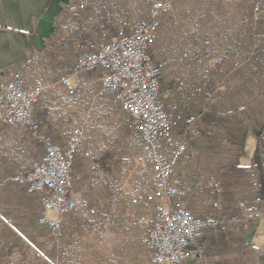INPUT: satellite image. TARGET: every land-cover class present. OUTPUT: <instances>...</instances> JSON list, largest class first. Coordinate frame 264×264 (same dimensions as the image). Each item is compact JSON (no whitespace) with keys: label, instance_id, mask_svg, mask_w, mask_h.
<instances>
[{"label":"crops","instance_id":"0c3cea01","mask_svg":"<svg viewBox=\"0 0 264 264\" xmlns=\"http://www.w3.org/2000/svg\"><path fill=\"white\" fill-rule=\"evenodd\" d=\"M177 1L175 8L183 5H175ZM222 1L232 9L240 0ZM135 2L91 0L81 9L72 0H0V86L14 72H21L27 83L38 79L54 83L33 107L40 132L65 146L76 129L83 130L74 154L69 191L74 209L62 216V239L52 241L48 227L39 222L38 196L9 180L41 159L43 146L26 127L0 124V264L21 263L22 251H38L43 244L47 264H152L143 240L156 222L154 208L152 204L133 203L137 192L127 177L111 175L116 151L123 148L124 158L116 161L115 168L127 171L132 143H127L124 113L116 109L110 95L98 94L104 69L79 73L72 92L60 82L73 70L77 55L89 50L91 44L108 40L119 28L130 30ZM227 15L221 17V23L231 21ZM189 17L187 27L180 23L174 38L165 33L160 36L168 42L160 45L158 62L153 58L149 62L162 69L164 108L187 105V124L179 131L171 129L174 139L182 137L186 145L174 165L171 184L186 190L181 202L194 215L207 202L192 193L197 187L212 193V186L206 185L215 178L214 171L232 179L236 176L242 192L236 195L237 204L252 207L255 193L250 173L248 166L238 165V155L243 135L248 131L256 135L264 125V95L262 100L248 103L241 94V34L231 39L233 43H228L230 33L216 37L202 32L187 39L183 33L188 30L183 29L192 28L193 21L189 20L194 19L191 13ZM101 24L109 29V37L101 36ZM183 52L188 53L184 62L172 58ZM204 77L209 83H202ZM177 78L188 90L178 96L175 93L181 83H174ZM204 104L209 107L201 108ZM209 135L216 143L205 142ZM112 151L116 154L110 155ZM260 217H231L215 229H206L198 240L203 259H186L179 264H264L259 244L252 245L260 234Z\"/></svg>","mask_w":264,"mask_h":264},{"label":"built area","instance_id":"2783aa9c","mask_svg":"<svg viewBox=\"0 0 264 264\" xmlns=\"http://www.w3.org/2000/svg\"><path fill=\"white\" fill-rule=\"evenodd\" d=\"M78 8H85L90 0H72ZM175 0H156L149 6L146 16L136 19L129 31L119 28L110 36L109 29L99 25L102 37L108 40L91 44L87 52L77 55L72 73L60 82L73 91L77 75L96 68L105 71L98 91L100 96L111 95L118 107L129 117L128 129L141 139L142 153L149 172L142 179L147 191H138L133 203L152 204L155 224L143 240L152 264H179L190 259H203V248L198 240L206 229H215L220 220L214 216L195 217L185 208L181 199L186 190L171 184L174 165L186 151L182 137L174 139L171 129L180 121L164 108L161 93L162 69L149 64V50L155 41L161 18ZM254 23L264 19V0H255L252 6ZM255 37L264 41V32ZM261 51L264 53V46ZM188 53L177 57L184 62ZM54 83L38 79L27 83L19 72L0 86V124L26 127L31 136L43 146V156L34 161L30 169L9 177L10 181L24 185L29 193L38 196L41 213L39 222L45 224L51 237L57 241L61 235L62 216L72 209L69 198L72 186V164L83 130L78 128L67 138L65 146L43 135L33 115V106ZM48 212H52L49 216Z\"/></svg>","mask_w":264,"mask_h":264},{"label":"trees","instance_id":"16d2710c","mask_svg":"<svg viewBox=\"0 0 264 264\" xmlns=\"http://www.w3.org/2000/svg\"><path fill=\"white\" fill-rule=\"evenodd\" d=\"M176 1V0H175ZM174 1V2H175ZM192 3L194 2L193 6L191 8H187L186 11L192 14V11L195 15L192 14L194 19L189 20L193 21V27L189 29H183V31H186L183 33L185 36L191 39L192 36L197 35V33H204L208 32L209 34L213 33L214 35L220 36L224 33H230L234 35L228 36L229 40L228 43H233L235 40V37L240 36L241 34V94H247L249 92L254 91L253 89H256V92H260L259 89H262L264 87V80L263 79V66L264 64L262 62V59H264V53L261 51L262 47L264 46V41L260 40L255 37V34L258 32H264V19L260 22L254 23L252 20V6L253 3L249 0H240L235 6L231 8H228L227 2L225 3L222 0H191ZM91 2V0H90ZM121 2V0H119ZM173 2V4H174ZM75 4V3H74ZM172 4V6H173ZM76 6V4H75ZM77 7V6H76ZM172 8V7H171ZM231 9V11H230ZM147 12V11H146ZM184 14V13H182ZM228 14V15H227ZM225 15L229 16L228 18L231 20L229 23H221V17H225ZM190 14L188 15V17ZM190 18V17H189ZM100 23V22H99ZM106 41V40H104ZM103 42V41H100ZM97 42V43H100ZM186 42H190L189 40H186ZM193 42H198L201 44H205V40H195ZM89 44V43H88ZM88 49L84 52H87ZM82 52V53H84ZM158 54V52H157ZM157 55H151L149 54V62L150 59H154V61L157 63L158 60ZM177 58V57H172ZM158 66V65H157ZM160 67V65H159ZM73 69V68H72ZM238 70V69H237ZM235 70V71H237ZM234 71V73H235ZM22 78L24 79V76L21 72H19ZM72 73V70L70 73L62 76L66 77L69 76ZM207 77L203 78L202 83H209ZM174 83H181V86L179 87V92H176L175 95L178 96L179 94H184V92L188 91L187 88H185L182 84L185 83L180 78H177ZM260 84L259 86L257 84ZM185 88V89H184ZM259 88V89H258ZM208 90V88H207ZM208 95H210V89L208 90ZM257 94V93H256ZM110 99L116 106V109H118L120 112L122 111L116 102L113 100L112 96L110 95ZM37 103V102H36ZM35 103V104H36ZM34 107V106H33ZM209 107V104H204L201 106V108ZM187 108V105H177L176 109H168L167 106H165V110L173 115H179L180 121L174 125L172 128L174 130L179 131L180 127L187 124V114L185 113ZM210 108H213L212 106ZM34 109V108H33ZM124 113V112H123ZM125 117L124 120V127L125 131L127 133V130L132 132L131 134L138 139L140 148L142 150V143L141 139L138 136V134L130 129H128L127 124L129 121V117L124 113ZM118 133H120L121 128L118 127ZM256 146L253 151L252 157L250 159L249 165L247 167L249 173H250V179L253 186V190L255 191L254 195V206L252 207H245L241 204H238L236 207V210L238 212V217H244L248 218L250 216H256L259 217L264 213V126L256 132ZM206 143L214 144L216 143V140L214 139V136H207ZM129 144V143H128ZM116 153H118V157L115 159V162L121 161L124 156L122 153H125V150H117ZM115 151H112L110 155H115ZM196 186V185H194ZM195 190V192L192 193L193 197H197L200 199L206 200L207 204L204 209L199 214H194L195 217H205V216H214L217 217L221 221H223V214L226 211L230 210L229 206L221 205L217 202L216 193H209L207 191V188L202 187ZM211 189V187H208V190ZM220 226V225H219ZM218 226V227H219ZM62 230V227H61ZM63 236V233L61 237L58 240H61ZM50 239L52 241H55L51 235ZM46 249L45 244L38 247V251H35L33 249H27L25 251L21 252V263H10V264H47L46 261ZM28 260H31L32 262L29 263Z\"/></svg>","mask_w":264,"mask_h":264},{"label":"rangeland","instance_id":"374dc122","mask_svg":"<svg viewBox=\"0 0 264 264\" xmlns=\"http://www.w3.org/2000/svg\"><path fill=\"white\" fill-rule=\"evenodd\" d=\"M154 1H156V0H136V2H135V7H136L135 20L138 18L144 17L147 9L149 8V6ZM181 2L184 6L178 5ZM198 2H199V0H198ZM190 3H192L191 0H178L175 3V5L176 4L178 5V7L175 8L176 6L173 5L172 8L163 16V19L160 22V27L158 29V33L156 35L155 41L149 50V54L157 55V52H158L160 45L166 43L167 39L163 38V37L161 38L160 37L161 35H163L165 33L166 35H170L171 37L174 38L175 33L179 32L178 30L181 27L180 23L183 24V27H187V25H188L187 21L189 19L188 15L190 13L188 11H186V8L188 7V4H190ZM182 6H183V11L180 12V10H182ZM179 13H181V14H179ZM182 13H184V14H182ZM192 14L195 15L193 13V11H192ZM152 62L153 61L151 60V63ZM262 62L264 63V59H262ZM262 65H264V64H262ZM262 70H263L262 73L264 74V66H263ZM257 85L259 86L260 84L258 83ZM253 90H254L255 94L252 91V92H249L245 95V98H246L248 103L252 102V100L254 101L255 99H259V100L263 99L264 87L262 89H259L260 92H256L255 88ZM131 133H132L131 131L129 132L127 130V133H126L127 134L126 136L128 138L127 143H132V145H131L132 157H130L131 156L130 155L131 149L128 145L129 148H128V152H127L128 153L127 171L125 170V168H120V167L115 168V166H117V165H116V162H115V164L113 162L114 165L112 168L113 170H111V175L122 177V179L127 177L128 184L132 185L134 193H136L138 191L149 192V188L142 185V182H141V179L146 174H148L149 166L147 165V163L144 159V156H143L142 150L140 148V145H139L140 143H139L138 139H136ZM82 138H83V136L81 137L79 142L82 140ZM256 142H257V138H256V135L254 134V132L248 131L246 134L243 135L242 141H241V150H240L239 155H238V165L239 166L245 168L249 165L250 159L252 157L253 151H254L255 146H256ZM123 150H125V149L123 148L122 151ZM122 155L124 156L125 153H122ZM74 156H76V155H74ZM118 156L119 155H116V157H118ZM129 159H131V160H129ZM112 161H114V160L112 159ZM214 173H215V178L213 179L212 182H210V181H209V183L207 182L206 186H212V188H213L212 193H214V192L216 193L217 202L219 204L223 203V204L230 207V210L226 211L223 214V216H222L223 221L228 220V218H231V217L236 218L237 214H238V212L236 210V207L238 205L237 204L238 199L236 198V195L239 193H242L241 188H240L241 186L239 184H237L238 182H236L238 179H236L237 178L236 176H234V179H232L233 177H231V176H225V175L223 176L220 174L217 175L216 174L217 171H214ZM231 180H235L236 184H232ZM252 190H253V188H252ZM254 193H255V191H254ZM40 213H41V208H40ZM50 213H52V212H48V214H50ZM258 230H259L260 234H257V236L254 239V243L252 245L256 246L255 244H259L258 248L260 250L262 249V252H264V232H263L264 231V213L260 217V224H259ZM257 239L259 241H256Z\"/></svg>","mask_w":264,"mask_h":264}]
</instances>
